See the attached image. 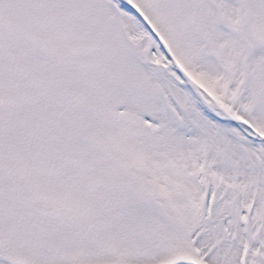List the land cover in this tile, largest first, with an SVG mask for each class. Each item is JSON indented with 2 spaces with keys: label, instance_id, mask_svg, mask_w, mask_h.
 Here are the masks:
<instances>
[{
  "label": "snow or ice",
  "instance_id": "obj_1",
  "mask_svg": "<svg viewBox=\"0 0 264 264\" xmlns=\"http://www.w3.org/2000/svg\"><path fill=\"white\" fill-rule=\"evenodd\" d=\"M0 264H264V0H0Z\"/></svg>",
  "mask_w": 264,
  "mask_h": 264
}]
</instances>
